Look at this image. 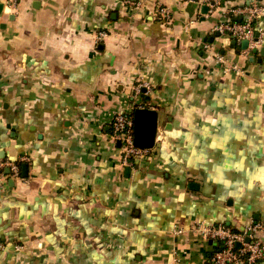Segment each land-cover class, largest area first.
<instances>
[{"label": "crops", "instance_id": "crops-1", "mask_svg": "<svg viewBox=\"0 0 264 264\" xmlns=\"http://www.w3.org/2000/svg\"><path fill=\"white\" fill-rule=\"evenodd\" d=\"M2 1L0 159L28 161L0 190V264H211L195 221L264 241V14L256 52L215 31L264 0ZM137 107L155 145L124 165L111 118Z\"/></svg>", "mask_w": 264, "mask_h": 264}, {"label": "built area", "instance_id": "built-area-1", "mask_svg": "<svg viewBox=\"0 0 264 264\" xmlns=\"http://www.w3.org/2000/svg\"><path fill=\"white\" fill-rule=\"evenodd\" d=\"M2 2L4 8L12 10L18 6L20 0ZM210 2L213 7L219 4L220 0ZM263 14L264 6L255 1L235 6L227 10L224 19L215 26V31L234 39L237 43L247 40V48L243 51L246 54L261 43V38L256 34L255 23ZM155 16L164 24L172 21L171 11L166 6H157ZM104 35V31L98 32L99 39ZM218 60L223 61L222 57H218ZM141 87L149 89L146 82H141L136 91ZM110 134L111 139L119 143L122 164L132 165L134 160L145 158L149 154L148 149H140L133 144L131 112H117L112 116ZM25 161H28L25 155L16 160L0 159V190L6 188L8 179L19 178L20 164ZM262 229L263 224L257 221H250L242 230H234L223 223L195 221L187 231L196 234L202 241L215 243L217 247L211 255V264H259L264 260V241L258 236ZM184 232L181 228L176 229V234Z\"/></svg>", "mask_w": 264, "mask_h": 264}, {"label": "water", "instance_id": "water-1", "mask_svg": "<svg viewBox=\"0 0 264 264\" xmlns=\"http://www.w3.org/2000/svg\"><path fill=\"white\" fill-rule=\"evenodd\" d=\"M2 10V4L0 3V12ZM217 34H219L217 32ZM232 44H236V41L232 39ZM241 46L246 49L248 45L247 40L240 42ZM253 52L257 49L253 48ZM261 53L264 54V48L260 49ZM144 91V89H143ZM157 117L158 112L155 109L148 107H137L132 113L133 119V144L135 147L140 149L151 150L155 145V137L157 132ZM23 174L27 170V164L21 166ZM129 168L125 171L128 172ZM238 246V244H236Z\"/></svg>", "mask_w": 264, "mask_h": 264}]
</instances>
